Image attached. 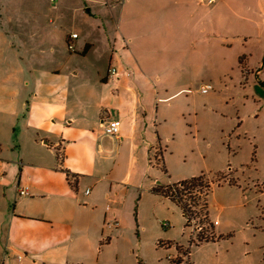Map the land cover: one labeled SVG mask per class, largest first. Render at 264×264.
I'll return each instance as SVG.
<instances>
[{"label":"rangeland","instance_id":"obj_1","mask_svg":"<svg viewBox=\"0 0 264 264\" xmlns=\"http://www.w3.org/2000/svg\"><path fill=\"white\" fill-rule=\"evenodd\" d=\"M52 19L51 46L22 43L19 62L24 73L29 65L41 68L51 51V66L61 70L54 82L71 90L67 110L84 106L94 114L107 108L104 98L111 97L108 67L118 73L125 69L128 86L136 91L142 109L147 108L150 131L156 124L167 138L162 141L166 171L157 167L154 149L151 163L148 157L142 159L146 183L156 178L167 186L203 173L212 184L200 195L206 199L207 219L196 217L206 227L212 224L200 235L212 231L213 240L199 243V235L191 240L180 206L147 187L129 191L114 216L119 227L105 226L103 234H97L95 249L85 248L82 264H176L168 255L177 253L181 259L188 254L189 264H264V0L120 2L100 24L101 41L81 32L80 40L84 36L97 41L86 54L76 44L75 52L67 49L65 34L71 25L58 23L55 14ZM7 54L0 56V69L11 71L16 60L9 62ZM72 72L77 74L71 76ZM9 82L0 90V115L7 113L0 120V138L2 149L8 150L18 128L28 137L35 136L36 125H44L28 121L31 107L26 103L31 102L33 79ZM203 84L211 89L203 93ZM8 112L18 118L10 127L4 123ZM52 128L40 129L44 140L52 137ZM61 138L66 155L75 146L67 148L66 137ZM128 162L121 154L112 177L125 176ZM81 170L79 178L85 174ZM176 189L190 207L186 191ZM159 239L169 242V248L158 247Z\"/></svg>","mask_w":264,"mask_h":264},{"label":"crops","instance_id":"obj_2","mask_svg":"<svg viewBox=\"0 0 264 264\" xmlns=\"http://www.w3.org/2000/svg\"><path fill=\"white\" fill-rule=\"evenodd\" d=\"M120 2L128 4V0H0V56L8 53L9 62L16 60L13 70L0 69V90L3 85L10 84L11 78H32L31 102L26 103L31 107L29 125L36 120L44 124L36 125L35 136L33 133L28 137L22 135L18 128L15 140L8 144L10 150L2 149L4 140L0 138L2 264H82L85 248L95 249L97 234L101 236L106 227L110 230L119 227L114 216L119 213L122 208L119 205L124 204L129 191H147L149 187L157 193L156 188L165 187L156 178L153 179L155 183L149 184L143 179L142 159L149 158L152 149L157 167L166 170L162 141L167 138L159 133L156 124L154 132L150 131L151 124L146 121L147 108L142 109L136 91L128 86V71L124 69L118 73L116 68L108 67L107 76L113 78L111 97L104 98L107 108L93 114L84 106L67 110L71 90L54 82V76L61 70L51 66V51L44 57L41 68L29 65L27 74L19 62L21 45L33 46L32 41L52 45L53 14L58 23L71 25V32L65 34L67 49L72 43L83 49V54L88 53L96 40L84 36L80 40L81 32L92 33L98 37V42L101 41L100 24L110 19ZM71 33L78 36L71 38ZM68 50L75 52V45L74 50ZM113 68L116 70L114 75L110 73ZM6 114L2 113L0 120ZM8 116L10 121L4 123L10 127L11 121L18 118L11 112ZM67 117L70 120L66 123ZM110 119L120 122V140L117 142L106 135L101 126L102 121ZM47 126L57 130L52 128V137L44 140L46 134L40 129ZM73 132H77V136H73ZM40 135V140H36ZM61 137H66L67 148L70 144L75 146L66 155L61 150L64 141ZM121 154L128 156V171L125 176L113 178ZM148 163H151L150 158ZM81 169L85 174L79 178ZM66 172L74 174L76 180H68ZM18 187H27L28 194H19ZM109 203L114 204L112 209ZM114 221L118 226L113 224ZM157 246L169 248L170 243L159 239ZM178 249L175 245V250ZM172 256L179 257V254Z\"/></svg>","mask_w":264,"mask_h":264},{"label":"trees","instance_id":"obj_3","mask_svg":"<svg viewBox=\"0 0 264 264\" xmlns=\"http://www.w3.org/2000/svg\"><path fill=\"white\" fill-rule=\"evenodd\" d=\"M163 171H166L163 167H161ZM67 173L68 180L75 179L76 176L74 174H71L69 172ZM178 186L182 187L183 191H186L187 201L189 202L190 207H188V203L184 201L183 197L179 193V191L176 189ZM212 184L209 178L205 174H198L196 176L189 177L187 179L178 181L176 183L169 184L165 187H158L156 188V192L161 193L165 197H169L171 200L175 201L181 208L182 215L184 218L187 219L188 215H192L196 217V215H203L202 219H207V203L206 199L201 198V193L203 192H209L211 189ZM172 190H174L176 193L175 199L172 197ZM192 207L199 208L198 211H195V209H192ZM197 218V217H196ZM203 220V221H204ZM185 226H189L188 222L185 224ZM206 227V226H205ZM208 228V229H207ZM209 228L212 229V224L210 223L206 228L205 231L208 232ZM213 240V232L211 231L210 234L207 235H199L198 236V242L202 241H208Z\"/></svg>","mask_w":264,"mask_h":264},{"label":"built area","instance_id":"obj_4","mask_svg":"<svg viewBox=\"0 0 264 264\" xmlns=\"http://www.w3.org/2000/svg\"><path fill=\"white\" fill-rule=\"evenodd\" d=\"M70 36H71V38H76L78 35H77V33H71ZM68 49L74 50V45L72 43H69L68 44ZM110 73L112 75H114V74H116V70L113 68V69L110 70ZM209 89H211V85H209V84H205V85L201 86V91L203 93L207 92ZM101 126L104 129L105 134L110 136V137H112L115 142L120 140V136H119L120 122H119V120L110 119V120H107V121H102L101 122ZM17 192L19 194H21V195H26V194H28V188L27 187H20V188L18 187L17 188ZM88 192H89V190H86V193H88ZM175 193L176 192L173 191L172 197H174ZM187 222H188V225H189V227L191 229V232H190V239L191 240H193V238L196 235L202 234L204 232L205 228H206L203 224H201V222L196 217H194L192 215H188ZM113 224L118 226V222L117 221H114ZM162 225L164 227H167V226H169V222L168 221H164L162 223ZM108 226H112V225L110 223H108ZM183 255H184L183 259H181L180 256L179 257H173L172 255H170L168 258L171 259V260H174V261L178 260V262H181V261L184 260L185 264H189V256H188V254L184 253Z\"/></svg>","mask_w":264,"mask_h":264}]
</instances>
